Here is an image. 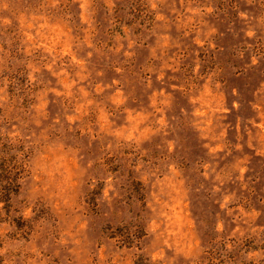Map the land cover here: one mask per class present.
I'll list each match as a JSON object with an SVG mask.
<instances>
[{
    "label": "rangeland",
    "instance_id": "374dc122",
    "mask_svg": "<svg viewBox=\"0 0 264 264\" xmlns=\"http://www.w3.org/2000/svg\"><path fill=\"white\" fill-rule=\"evenodd\" d=\"M0 264H264V0H0Z\"/></svg>",
    "mask_w": 264,
    "mask_h": 264
}]
</instances>
